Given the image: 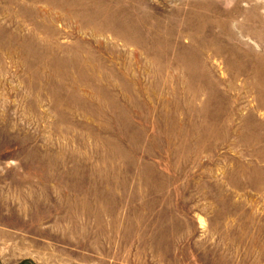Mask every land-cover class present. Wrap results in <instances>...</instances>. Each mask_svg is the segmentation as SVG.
I'll return each mask as SVG.
<instances>
[{
	"label": "rangeland",
	"instance_id": "1",
	"mask_svg": "<svg viewBox=\"0 0 264 264\" xmlns=\"http://www.w3.org/2000/svg\"><path fill=\"white\" fill-rule=\"evenodd\" d=\"M5 232L19 264H264V0H0Z\"/></svg>",
	"mask_w": 264,
	"mask_h": 264
},
{
	"label": "crops",
	"instance_id": "2",
	"mask_svg": "<svg viewBox=\"0 0 264 264\" xmlns=\"http://www.w3.org/2000/svg\"><path fill=\"white\" fill-rule=\"evenodd\" d=\"M31 247L32 241L28 244L26 238L18 240L12 233L0 234V264H19L33 258Z\"/></svg>",
	"mask_w": 264,
	"mask_h": 264
}]
</instances>
